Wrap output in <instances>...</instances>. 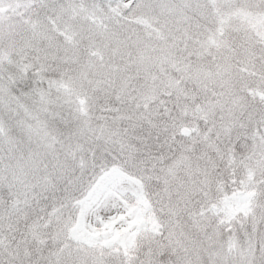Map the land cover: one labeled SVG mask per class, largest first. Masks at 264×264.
Segmentation results:
<instances>
[{
  "label": "snow or ice",
  "instance_id": "1",
  "mask_svg": "<svg viewBox=\"0 0 264 264\" xmlns=\"http://www.w3.org/2000/svg\"><path fill=\"white\" fill-rule=\"evenodd\" d=\"M0 264H264V0H0Z\"/></svg>",
  "mask_w": 264,
  "mask_h": 264
}]
</instances>
